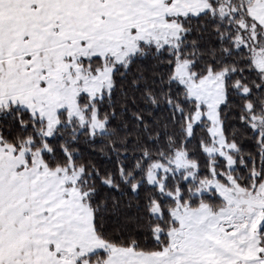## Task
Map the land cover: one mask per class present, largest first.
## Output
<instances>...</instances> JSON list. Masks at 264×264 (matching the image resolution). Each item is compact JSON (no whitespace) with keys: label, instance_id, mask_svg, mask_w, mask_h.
<instances>
[{"label":"snow or ice","instance_id":"1","mask_svg":"<svg viewBox=\"0 0 264 264\" xmlns=\"http://www.w3.org/2000/svg\"><path fill=\"white\" fill-rule=\"evenodd\" d=\"M0 264H264V0H0Z\"/></svg>","mask_w":264,"mask_h":264}]
</instances>
